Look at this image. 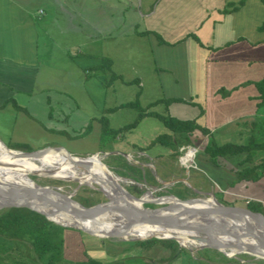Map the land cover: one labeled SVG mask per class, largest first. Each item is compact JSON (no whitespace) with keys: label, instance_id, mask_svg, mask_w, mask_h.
Segmentation results:
<instances>
[{"label":"crops","instance_id":"crops-1","mask_svg":"<svg viewBox=\"0 0 264 264\" xmlns=\"http://www.w3.org/2000/svg\"><path fill=\"white\" fill-rule=\"evenodd\" d=\"M99 7V11L103 10V7L109 10L105 22H102L103 14L100 13L101 20L91 23V29L84 30L80 25L84 23L72 20L69 24L72 31L67 33L64 25L63 34L71 35L72 39L77 41L79 38L81 47L87 43H101L102 37L110 36L109 31H102L101 28L109 26L115 19L117 10L123 8L130 11V15L125 19L130 25L136 20L133 16L137 11L138 17L147 20L158 19L160 31L161 27H169L167 22L169 24L173 21L171 16L174 18L175 27L181 24L190 26L189 32L173 42L172 70L164 67V59H169L171 45H164V39L155 41L158 43V46L155 45L158 66L174 75L173 81L164 85L167 98L180 100L170 103L168 109L176 107L180 114L173 113L175 117L195 118L197 125L208 129L204 146L207 139L212 137L210 133L215 132L219 133L223 141L214 144L228 142L224 139L229 138L221 135L220 129L233 131L238 135L236 139H240L239 143H228L244 145L247 135L244 138V135L239 134L248 132L257 118L264 114L254 84L264 76V0H244L240 5L239 0H124L105 6L99 4ZM47 8L55 10L51 5ZM41 10H33L31 5L23 0H0V140L6 144L13 143L16 147L29 142L35 150L47 146L48 142L67 143L72 146L74 141L96 134L102 129L99 117L86 116L79 103L69 93L63 92H79L81 88H88L91 92L90 83L95 82L96 77L89 76L87 79L81 72L83 70L85 74V70L89 68L96 73L97 70H93L96 68L93 58L102 56L92 46L85 48L83 52L81 50V55L69 59L68 69L62 67L66 71V77H61L57 84L63 91L50 87L48 81L54 83L53 76L59 73V70H49L50 60L45 61L40 52L41 31L38 18L43 13ZM63 10L69 11L65 5ZM42 21L43 18L40 22ZM137 24L138 22L133 26L137 28ZM132 32L139 33L136 29ZM162 33L165 35V32ZM229 44L232 47H227L228 51H220L223 46ZM214 52L222 54L212 57ZM206 58L208 61H205ZM41 66L49 80L42 76L44 82L41 84V90H38ZM76 72H80L78 77ZM63 79L67 81L63 83ZM94 87L100 89V85ZM221 89H226L228 94H223ZM80 132L81 135L78 134ZM32 134L40 136V139L30 138ZM52 136L53 138H50ZM248 141L259 143L254 138ZM165 143L167 144V141ZM197 150L193 149L194 163L183 160L182 154L177 161L180 167L197 165V169L204 170L199 163L209 160L208 190L203 192L202 189H195L198 193L214 194L213 190H218L234 199H247L248 205L253 198L242 197L239 192L263 190L264 173L257 179H245L240 176L246 168L260 163L259 159L254 158L256 150H253L248 161H245L246 154L243 152L228 154L226 157L217 156L214 159L208 155V159L203 150H199L201 152L198 161L195 157ZM239 156L241 158L236 162ZM220 159L224 160L222 166L219 165ZM133 161L139 164L137 160ZM235 163L240 168L234 167ZM158 165L161 166L160 161ZM235 181L238 183L231 185ZM247 205L245 208H248ZM262 209L264 211V207ZM65 230V233H62V255L67 264H162L163 260L167 261L173 255L178 257L177 250L182 248L179 243L176 247L152 242L135 249L134 243L124 242L119 245L110 242L108 238L104 240L94 235L80 234L76 229ZM152 252H155L154 256Z\"/></svg>","mask_w":264,"mask_h":264},{"label":"rangeland","instance_id":"rangeland-1","mask_svg":"<svg viewBox=\"0 0 264 264\" xmlns=\"http://www.w3.org/2000/svg\"><path fill=\"white\" fill-rule=\"evenodd\" d=\"M23 1L30 4L33 10L40 8L42 9L40 12L43 11L40 18H38L39 30L41 31L40 52L43 54L45 61L50 60L49 70H59V73H55L53 76L54 83L48 81L50 87L60 89L57 83L61 77H66V71L62 69V67L68 69L69 59H72L73 56L81 55L79 53L81 50L83 52L85 48L92 46V48L94 47L96 52L98 51L97 53L102 56L101 58H93L96 65V68L93 70L96 69V73L92 72L89 68L85 70V74L83 70L81 72L87 79L89 76L96 77L95 82L92 81L90 83L91 92L88 88L87 90L81 88L79 92H66L60 89L64 93H69V95L79 103L85 110L86 116L95 115L93 118H100L102 129H99V135L96 133L82 137L74 141L72 146H68L67 143L48 142V145L42 148L63 147L70 152L72 156L77 157H84L90 154L98 155L100 161L111 174L118 179L119 184L130 194L135 196H140L146 191H150L152 194L151 199H156L157 197L163 198L170 195L178 197L181 200L199 197L209 198V194H201L196 191L200 189H202L203 192L208 190L209 164L207 162H209V160L206 162L203 161L202 164L199 163L205 171L197 169V165L180 167L177 161L179 160V155L182 154L184 155V157H182L183 160L186 159L194 163L193 149H198L195 157L199 161V152H201L199 150H203L202 148L206 142V136L199 131H194L190 140L188 139L187 131L175 134L170 133L166 130L163 121L151 115L152 112H155L162 115L170 114L173 118L185 121H194L195 119H188L187 117L180 116L175 117V115L180 114V112L176 110V107L172 109L166 108L165 98H167L168 95L164 90V85H168L169 82H172L174 75L161 69L158 66L159 62L157 63L155 58V45L158 46V43L155 41L156 39H164V45L167 46V43L171 45L168 56L169 59H164V67H166L167 70H172L174 68L172 67L173 60L171 59L174 48L173 42L178 41L185 33L189 32L190 26L181 24L175 27L173 22L174 18L171 16L173 21L169 22V24L167 22V26L169 25V27H161L162 31H160L158 28V19L147 20L144 17H138L136 15L137 11L135 12V16H133L136 20L130 25L129 21H125L128 15H130V11L129 9L126 11V9L123 8L117 10V15L109 26L101 28L102 31H109L110 36L107 35L106 37H102L103 41L101 43H87L81 47L79 38L77 41L72 39L73 36L63 34L62 26H66L67 33L72 31V27H70L69 24L73 20L84 23L83 25L80 24L81 29H91L89 26L91 23L101 20L100 13L103 14L102 22H105L106 16L109 15V10L104 9L105 7H103V10L99 11V8H101L99 4L105 6L107 4L123 2L124 0ZM49 5L54 7L55 10H49L47 8ZM63 5H65L69 11L63 10ZM41 18H43L42 22H40ZM117 19H119L118 22L116 21ZM49 20L50 23L48 24ZM177 21L178 23L181 22L178 17ZM136 22H138L137 28L133 26ZM134 29L139 31V33L137 32V34H134L132 32ZM152 32L153 34L151 35ZM162 32H165V35ZM227 47L231 48L232 45H225L220 51H228ZM207 49L209 50V46ZM66 53L68 55H66ZM221 54V52H214L211 56L215 57ZM205 61H208V58H206ZM79 75L80 72H76V77ZM38 76L41 78L38 90H41V84L44 82L42 76L44 79L49 80V76L44 74L42 66L39 68ZM66 81V79L62 80L63 83ZM94 85H96V87L100 85V89L95 88ZM77 93H79V95H77ZM52 95H54V92H52ZM134 101L138 103L137 106L127 105ZM262 110H264V106ZM141 113L142 116L139 122L133 127H127V125L134 122ZM185 127L187 130H191L193 124L186 122ZM230 128L232 129L233 127ZM219 132L221 135L224 134L229 138L224 139L225 141L233 143H239L240 141V139H236L238 135L234 134L235 132L233 131H223V129H220ZM165 133L168 136L167 144L163 137ZM78 134L81 135V132ZM210 134L214 138L210 137L213 139L211 141L214 143H222L223 140H221L219 133L215 132ZM34 135L35 134H32L30 138L33 137L34 140L40 139V136ZM239 135H244V138L247 135L244 144L248 143V140L251 138H254L256 142H264V114H261L257 118L256 123L250 127L248 132H242ZM50 138H53V136ZM3 143L9 147L18 148L19 151L35 150L33 144L29 142H27L26 145L20 144L17 147L10 142L7 144L5 142ZM58 152L62 153L61 151ZM185 152L186 154H184ZM248 153L252 155L253 149L243 152V154L246 155H248ZM13 154H15L14 151ZM205 155L208 157V154L205 153ZM2 157H5V154L0 149V158ZM17 157L22 158V156ZM240 158L239 156L236 162H238ZM254 158L259 159V169L261 172L264 171V148L257 149ZM46 160L47 159L42 158L40 161L35 160V162L40 164ZM133 160H137L139 164L135 163ZM159 161L161 162V166L158 165ZM218 161L219 165L222 166L224 160L220 159ZM234 167H237V169L240 168L237 166V163L234 164ZM74 170L76 171L75 168ZM260 170L257 173H259ZM27 175L41 186L58 187L59 190L61 189L65 194L71 193V197L78 202L82 201L80 198L90 199L94 204L107 200L105 192L100 190V188L99 190L96 189L99 186L95 183L93 184L94 186L82 184L75 189L78 184L75 179H78L79 182L84 181V178L77 174V172L67 171L64 172V174H56V176L53 177L43 174ZM65 177L70 178L72 181L61 179ZM180 178H182V180H179ZM89 181L90 180H88L87 183H89ZM231 182L232 180L229 181L228 186ZM236 183H238V181L233 182L231 185ZM213 192L215 194V199L223 205L242 207H246L247 205V199L240 197L234 199L218 190H213ZM239 193L242 197L248 199L253 198L251 202H249L251 203L250 208L253 207L259 211H263L264 187L263 190H243ZM165 204L166 203H145L144 206L157 208ZM197 206L204 207L210 206V204L208 201L201 204L198 203ZM247 217L248 221L253 224L264 225V222H259V220L254 219L255 217L253 218V216ZM88 224L90 226L95 225L92 223ZM65 229L76 228L65 227ZM65 229L62 232L63 234L66 231ZM76 230L80 234H83L82 231ZM100 238L104 240L108 238L110 242H115L119 245L134 240L132 239L134 236L125 239L119 237ZM177 251L178 257L173 255L167 261L163 260L162 264H237V262L241 264H264L261 261L262 258L250 254L237 252L230 256L228 255L230 250L220 251L214 248L201 247L199 241L182 245V248ZM184 254H186V256H184ZM152 255L154 256L155 252H152ZM61 264L67 263L63 260Z\"/></svg>","mask_w":264,"mask_h":264},{"label":"water","instance_id":"water-1","mask_svg":"<svg viewBox=\"0 0 264 264\" xmlns=\"http://www.w3.org/2000/svg\"><path fill=\"white\" fill-rule=\"evenodd\" d=\"M0 143L8 150L14 151L15 155L21 156L24 154L35 160L39 159L42 153L44 154L49 150H63L69 157V162L75 166L77 173H87L90 170V167L86 166L88 155L75 159V156H72L70 152L62 147L19 151L8 148L1 140ZM50 171L45 170V173L48 174ZM27 174L39 175L40 172L33 169ZM26 177L34 182L28 175ZM61 179L72 181L68 177ZM75 181L78 183L75 187L77 189L83 182H79L78 179H75ZM34 184L39 189L31 188L27 182L20 178L0 173V209L26 207L44 214L47 219L57 224L76 228L83 233L100 237H119L125 239L134 236L132 238L134 240L149 238L174 239L181 244L179 238L176 236L178 234L174 235L172 233L183 232L186 236L203 242L201 247L218 250L223 248L220 251L235 248V242L231 245H223V243L213 240L211 238L213 237V231L215 235L232 237L235 240L241 241L239 247L245 248L240 252L264 260L263 232L261 230H253L247 219V216H253L264 221V214L245 207L223 205L215 199L213 193L209 194V198L212 197L217 202V205L214 206H197L198 203L208 202V197L181 200L173 195L167 196L171 197L172 200L170 202L160 203V197L145 200L142 199V195L135 196L130 194L118 182L112 185V181H109V184L113 186L115 195L111 197L105 193L107 197L106 201L85 206L73 199L71 193L65 194L58 187L41 186L35 182ZM43 189H47L48 191L43 192ZM96 189L99 190V188ZM145 203L166 204L157 208H150L144 206ZM55 216L62 217L64 221L54 219ZM239 217L244 218V222ZM94 221L109 224L112 228L101 230L88 224ZM185 221L188 222L185 223ZM142 225L162 227L163 230L171 232V234L135 235L138 234L135 227ZM245 239L252 242H247Z\"/></svg>","mask_w":264,"mask_h":264},{"label":"trees","instance_id":"trees-1","mask_svg":"<svg viewBox=\"0 0 264 264\" xmlns=\"http://www.w3.org/2000/svg\"><path fill=\"white\" fill-rule=\"evenodd\" d=\"M244 0H239V5ZM237 7H233L235 9ZM264 25V23H263ZM258 90V98L260 99L259 105L264 106V76L254 82ZM223 94H228V91L221 89ZM177 98H166V108L172 102H178ZM128 105L137 106L136 101L128 103ZM151 115L157 117L164 122L167 131L170 133H180L187 131L188 139L192 136V133L199 131L203 135L208 133V129L197 125L194 121L179 120L171 117L170 115H162L160 113L152 112ZM142 113L135 119L133 123L128 124L129 127H133L137 124L141 118ZM190 122L193 124L191 130H187L185 123ZM165 141H167V134H163ZM191 140V139H190ZM212 138L207 140L203 151L211 158L226 157L228 154H236L248 151L250 149L257 150L264 148V142L255 143L249 141L244 145L224 143L221 145L214 144ZM168 143V141H167ZM11 149H17L7 146ZM251 156L245 155V161L250 160ZM260 163H254L251 168L245 170L240 174L241 177L248 179V177L257 179L264 171L261 172ZM260 170L259 173H257ZM239 174V173H238ZM237 174V177H238ZM81 204L90 206L94 204L90 199L80 198ZM251 203L247 205L250 210L259 211L255 208H250ZM262 212V211H260ZM254 218V217H253ZM254 219L259 222H264L260 218ZM65 229L64 226L57 224L46 216L36 210H32L26 207H10L0 209V264H61L63 262L62 247L63 237L62 232ZM138 236H144L138 234ZM162 243L169 244L178 247V242L174 239H160L149 238L144 240H131L129 243H134L135 249L143 247L146 243ZM16 252V253H13ZM137 253V252H134ZM264 263V260L261 259ZM237 264H241L238 263Z\"/></svg>","mask_w":264,"mask_h":264},{"label":"bare ground","instance_id":"bare-ground-1","mask_svg":"<svg viewBox=\"0 0 264 264\" xmlns=\"http://www.w3.org/2000/svg\"><path fill=\"white\" fill-rule=\"evenodd\" d=\"M0 149L5 154V157L0 158V173L1 174L5 173L6 175L20 178V179L24 180L25 182H27L31 186V188L36 189V190L39 188L35 186L34 182L27 179V177H26L27 173L30 170L36 169L40 172V174H43L45 176H50V177L56 176V174L57 175L64 174V172H67V171L77 172L74 170L75 166H73L69 162V160H68L69 157L62 150H58V151H61L62 153H60L56 150L47 151L44 154L42 153V155L39 157V159H36V160L40 161L42 158H45L47 160L45 162H41L40 164H37L35 162L34 158L26 156L24 154L21 155L23 159L20 157H17L18 155L13 154V151L5 148V146L2 143H0ZM75 159H77V156H75ZM87 159H88V162L86 163V166H89L90 170L87 173H80V174L77 173L81 177L84 178V181L82 184H88L89 186H94L93 184L95 183L96 185L99 186L98 188L105 191V193L107 195L113 197L115 195V191L113 189V186H111V184H109V181H112V185H115V184H117V182L119 183L118 179L115 178L111 174V172L106 168V166L100 161L98 155L90 154L87 156ZM7 164H9V165H7ZM45 170H51V171H50V173L46 174ZM88 180H90L89 183H87ZM42 191L47 192L48 190L43 189ZM151 198H152V194L150 191H146L142 195V199L147 200V199H151ZM169 200L170 201L172 200L171 197L159 198V201H161L160 203L170 202ZM209 201H210V206L217 205L215 199H213L212 197L210 198ZM54 219L59 220V221H64V219L62 217H58V216H55ZM239 219L242 222H244V218L239 217ZM186 222H188V221H185V223ZM248 222L251 225V228L253 230H261L263 232V235H264V225L253 224L250 221H248ZM91 223L95 224L92 227L97 228V229H101V230H106V229L112 228L111 225L105 224V223H102L99 221H94ZM84 224H87V223H84ZM135 229H136V233L141 234V235H149V234H163V235L165 234V235H168V234H171V232L165 231L162 229V227H158L155 225L136 226ZM138 234H135V235H138ZM172 234H174V235L178 234L176 236L179 238V242L182 245L196 242V240L193 239V237H188L183 232H174ZM212 234H213V237H211V238L213 240H217L220 243H223V245H231L233 242H235V244H236L235 248H232L229 252L230 256L234 255L235 252H240L241 250H243L245 248V247H239V244H241V241L235 240L232 237H224V236H220V235H215L213 231H212ZM245 241L252 242V241H248L246 239H245ZM199 244H200V246H202L203 242H199ZM220 250H223V248H220ZM243 252H245V251H243Z\"/></svg>","mask_w":264,"mask_h":264},{"label":"built area","instance_id":"built-area-1","mask_svg":"<svg viewBox=\"0 0 264 264\" xmlns=\"http://www.w3.org/2000/svg\"><path fill=\"white\" fill-rule=\"evenodd\" d=\"M184 154H186V152H185ZM183 156H184V155H183ZM183 156H182V157H183Z\"/></svg>","mask_w":264,"mask_h":264},{"label":"clouds","instance_id":"clouds-1","mask_svg":"<svg viewBox=\"0 0 264 264\" xmlns=\"http://www.w3.org/2000/svg\"><path fill=\"white\" fill-rule=\"evenodd\" d=\"M11 149V148H10ZM15 150V149H14Z\"/></svg>","mask_w":264,"mask_h":264}]
</instances>
